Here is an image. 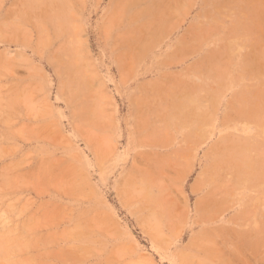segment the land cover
<instances>
[{"label":"rangeland","instance_id":"374dc122","mask_svg":"<svg viewBox=\"0 0 264 264\" xmlns=\"http://www.w3.org/2000/svg\"><path fill=\"white\" fill-rule=\"evenodd\" d=\"M0 264H264V0H0Z\"/></svg>","mask_w":264,"mask_h":264}]
</instances>
